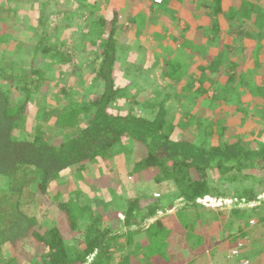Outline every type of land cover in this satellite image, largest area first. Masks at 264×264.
<instances>
[{"label": "trees", "instance_id": "16d2710c", "mask_svg": "<svg viewBox=\"0 0 264 264\" xmlns=\"http://www.w3.org/2000/svg\"><path fill=\"white\" fill-rule=\"evenodd\" d=\"M115 1L106 0L112 6L111 19L106 20L97 15L90 26V34L95 36L96 54L93 60L90 59L87 71L95 79L86 88L91 90L93 86L100 87L98 95L91 97L90 94L87 101L69 100L51 118V124L38 120L32 135L27 136L25 120L32 94L37 91L45 94L50 92L43 78L49 71L38 68L34 59L41 57L46 60L44 63L51 62L49 66L52 68L58 65L70 68L68 64L73 67V58L56 45L43 44L42 38L29 46L30 52L24 42L19 41L12 51L13 59L9 62L11 77L0 73V264H19L16 257H8L4 252L9 248L17 250L18 242L28 236H32L42 250L36 264H185L183 254L185 256L186 253L177 249L178 246H188L193 254H204L205 246H211L204 242L208 236L209 219L215 221L216 229L234 220L236 223H232L238 225L237 230L228 223L226 228H230V231L226 229L227 232H223L227 239L233 240L243 236L240 232L249 224H244L248 217L244 210L214 212L204 209L199 212L189 208L218 207L220 200H224L221 198L227 196L220 190L221 185L238 183L240 187L233 198L239 202H256L264 194V189L255 190L254 187L243 185L249 179L257 181L258 177L264 176V145L249 148L241 141L242 138L246 139L245 135L230 138L226 134V126H222L223 131L217 135H214L216 132L213 127L206 128V134L212 135L210 143L196 145L190 139L175 138L176 124L168 119L163 100L153 117L133 112L138 102L127 99L125 87L117 88L114 83L117 61L115 37L119 28L130 29L140 14L130 12L129 17L120 20V13L126 8H116L113 4ZM147 1H150L148 8L151 12L154 11L152 7H158L159 4L165 6L166 10V5L173 2ZM185 1H188L187 4H184ZM227 1L226 11L224 0H206L201 5L207 21L204 27L202 23L198 24L195 17L200 7L189 0L174 1L175 6L179 2L183 3L186 9L182 12H189L188 17H179L181 12L172 15L177 25L179 21L184 23L181 31L185 35L176 36L175 41L195 39L201 30L204 33L207 30L216 33L224 12H232L245 25L249 22L257 28V32L253 33L254 41H263V45L256 47L250 42L242 61L248 59L252 65L258 66L261 58L264 59V13L256 11L254 0ZM83 6L85 9L90 8L87 4ZM174 7L170 6L171 13L179 10ZM223 19L230 21L231 17L223 16ZM4 20L3 15H0V21ZM40 22L42 19L37 20V23ZM6 26L2 31L5 36L10 33L11 23ZM213 39L218 40L215 37ZM181 44L186 52H193L187 42ZM81 48L84 50V47ZM221 53L217 52L218 55ZM24 57L28 60L26 64ZM217 63L213 61L200 70L213 73L218 69ZM166 64L167 71L164 72L172 82H178L183 74L187 76L189 91L195 77L185 72V64ZM230 71L228 68L226 75ZM199 81L201 83L204 80ZM201 90V94L204 93L205 89ZM15 96L16 100L12 98ZM126 101L130 105L127 112L116 111ZM129 145L134 158L126 169L131 179L135 180L141 172H155L157 181L165 180L179 194L177 199L181 209L158 219L147 228L143 226L146 219L157 211H167L169 203L173 205L172 201L144 196L128 201L127 208L119 211L115 209L112 199L105 207L99 208L89 201L84 192L86 186L81 183L85 178L90 180V177L95 178L98 174L106 175L118 165L125 164L128 155L125 147ZM69 173H77L79 182L74 185V189L69 182L56 194L55 208L62 213L60 220L50 218L44 208L39 213L48 219L41 222L22 211L24 204L34 202L39 196L50 197L51 192L54 193L58 187L57 181ZM252 210L260 211L256 206ZM111 211L115 212L114 215L110 214V219L116 216L124 232L113 234L108 226L107 216ZM116 240L118 242L114 245ZM169 244L171 246L167 247ZM238 245L236 243L229 254L240 249ZM260 252L262 254L263 249Z\"/></svg>", "mask_w": 264, "mask_h": 264}, {"label": "rangeland", "instance_id": "374dc122", "mask_svg": "<svg viewBox=\"0 0 264 264\" xmlns=\"http://www.w3.org/2000/svg\"><path fill=\"white\" fill-rule=\"evenodd\" d=\"M189 1L191 4L200 7L195 17L198 24L202 23L204 27L207 21L201 5L206 0ZM187 2L185 1L184 4ZM226 2L228 1L224 0V11H226ZM254 2L257 6L256 11L264 13L262 6L264 1L254 0ZM148 3L150 1L147 0H117L113 3L116 8H126L120 13V20L122 17H129L130 12L135 15L140 14L130 29L120 30L119 28L115 37L117 61L114 67V83L117 88L125 87L127 99L138 102L133 112L144 117H153L160 105L159 103L163 100L165 101L163 106L168 111V119L171 123L176 124L173 134L175 138L190 139L196 145L210 143L212 135L206 134V128L213 127L216 132L214 135H217L223 131L222 126H226V134L230 135V138L245 135L246 139L242 138L241 141L247 147L263 146L264 59L261 58V64L258 66L252 65V61L248 59L245 62L241 59L242 56L246 55L250 42L254 43L256 47H260L261 44L259 42L255 44L256 41H251L253 35H251V29L247 27L248 25L244 26L246 28L244 32L237 33L239 17L232 12H227L224 14L231 17V20L224 21L220 27L233 26L235 33H232L231 36L218 32L214 33L211 30L204 33L201 30L195 39H184L177 42L175 41L176 36L185 35L181 31L184 23L179 21L177 25L176 18L172 19V15L181 12L179 17L189 16L188 11L182 12L186 9L183 7V3L179 2L175 6L171 2V7L179 8L178 11L172 13H169L171 10L165 11L166 7L161 4L158 7H152L154 11L151 12ZM83 4L89 5L90 8L85 9ZM92 5L93 8H91ZM167 9H171L170 6H167ZM0 15H3L5 19L0 21V73L5 77H11L9 62L13 59L12 51L15 50V45L19 41L24 42V46L30 52L29 46L42 38L43 44L63 47V51L73 58V67L68 64L70 68L63 66L62 68L59 65L52 68L49 66L51 62L44 63L46 60L41 57L34 59L38 68H46V71H49L44 74L43 78L47 81L44 85L48 86L50 92L45 94L43 91H37L32 94L28 102L25 120L27 136L32 135L38 120H44L51 124V118L55 117L69 100L87 101L90 94H92L91 97L98 95L101 91L100 87L95 88L93 86L91 90L89 87L86 88V85L94 83L95 79V76L89 75L87 71L91 63L90 59L93 60L92 57L96 54L95 36L90 34V26L97 15L106 20L111 19L112 6L106 0H1ZM38 19H42V22L37 23ZM8 23H11L10 33L5 36L2 31ZM66 27L67 29H64ZM213 37L220 40L214 41ZM182 42H187L188 46L191 45L193 53L186 52ZM80 46L84 47V50ZM218 50L222 51L219 58L222 68L219 74H216L217 76L212 79L207 74L203 75L200 68L204 64V54H208V58H215L213 53ZM157 55L160 56L161 61ZM24 59L26 64L28 60L25 57ZM168 62L185 64V72L194 74L193 77L195 76L199 80L205 79L201 76L206 77L204 93L201 94V91L196 90L199 88L198 81L194 83L193 89L189 92L190 82L187 81V76L184 74L178 83L170 86V81L162 75V71H167L166 63ZM228 62L235 65L232 67L235 72L226 75L225 68H227ZM228 78L230 79L228 80ZM15 85L17 84L15 83ZM17 96L12 98L16 100ZM129 107L130 105L126 101L118 109L124 113ZM54 132L57 131L54 130ZM125 148L128 153L132 150L130 145ZM129 176L125 174L121 165L106 175L100 176L98 174L95 178L90 177V180L85 178L81 183L86 186L84 192L88 198L93 202L97 201L99 208H102L104 204V201L100 199L103 193H106V198L114 200L118 210H125L127 200L138 197L141 190H146L152 197L172 201L173 205L169 203V209L172 213L181 209L176 188L165 180L157 181L155 176L145 178L147 183L133 192V189H129L132 186V179ZM258 178L257 181L249 179L241 184L254 187L255 190L264 189V176ZM69 182L74 189V185L79 182L77 173H69L61 177L57 181L58 187L54 193L51 192L50 197L39 196L34 202L24 204L21 207L22 211L28 216L36 217L41 222L48 219L39 213V210L44 208L50 218L60 220L62 213L55 208L58 197L56 194H59L61 187L64 188ZM239 187L238 183L227 184V186L221 185L220 190L224 191L227 196L221 198L224 200H220L221 204L218 207L214 205L200 206L201 208L196 207L189 210L198 211V209H202L201 211H203L205 209L219 212L235 209L232 208V204L228 205L227 201L233 199V195ZM261 195L257 200L259 202H256L257 206L252 202L253 206L251 207L235 209L244 210L248 213L244 224H249L244 226L243 232H240L243 236H240L239 239H227L226 234H223V232H227L226 229L230 231V228H226L229 226L228 223H231L230 226L237 230L238 225L232 223L234 220H230L226 225L223 224L219 229H216L215 221L209 219L206 242L211 246L205 249V254L202 252L192 254L193 259H197L196 264H243L244 262L257 264V262L262 261L264 254V197ZM40 201H42L41 204ZM254 206L259 207L260 211L252 210ZM114 212L111 211L107 218L109 219L108 226L112 229L113 234H116L117 224H113L112 219H110V214L114 215ZM112 218L116 220V216H112ZM212 239L214 240L212 241ZM117 242L118 240L114 245ZM236 243L241 245L240 249H237L236 255L231 256L229 251ZM177 249L188 252L191 248L179 245ZM261 249H263L262 254ZM4 253L8 257H16L19 264H36L37 258L42 255V250L34 238L28 236L18 242L17 250L9 248ZM211 255L212 258H210ZM189 260L187 258L183 263L187 264L186 262Z\"/></svg>", "mask_w": 264, "mask_h": 264}, {"label": "crops", "instance_id": "0c3cea01", "mask_svg": "<svg viewBox=\"0 0 264 264\" xmlns=\"http://www.w3.org/2000/svg\"><path fill=\"white\" fill-rule=\"evenodd\" d=\"M172 3H174L175 4V2L173 1ZM166 6H171L170 4L168 5H166ZM167 11H169V10H171V9H166ZM165 10V11H166ZM169 13H171V12H169ZM225 13V12H224ZM171 16V15H170ZM223 16H225V17H228V18H230L228 15H226V14H223L222 15V17H221V22L219 23V28H218V33H221V34H225V35H229V33L231 34V33H235V30H234V27L233 26H231V27H220L222 24H223V22L225 21L226 22V20H224L223 19ZM237 23H238V26L239 27H237V33H242V32H244V30L246 29L244 26H245V23H242L241 22V20H237ZM246 25H248L247 27H249L250 29H251V35H253V33H255V31L257 32V28H255L251 23H249L248 22V24H246ZM63 26H68V25H63ZM69 28V27H68ZM64 29H67V27L66 28H64ZM139 32H142V31H140L139 30ZM229 32V33H228ZM96 33H99L97 30H96ZM226 33H228V34H226ZM262 33H264V29H263V31H262ZM218 40H220L219 38H218ZM252 42L254 41V38H253V36H252V40H251ZM257 42H259V43H263V41H256L255 42V44L257 43ZM81 47V46H80ZM58 48H60V49H63V47H60V46H58ZM76 48H78V47H76ZM76 48H74V49H76ZM73 49V50H74ZM218 51H221V50H218ZM217 51V52H218ZM217 52H215V53H213L214 55H215V58L214 57H212V58H208V54H204V57H203V59H204V64L202 65V67H201V69L203 68V67H206L207 65H209V64H211L213 61H217L218 63H217V70L215 71V72H213V73H205L204 72V70L202 71L203 72V75H205V74H207V76H209V77H211L212 79H214V77H216L218 74H219V72H220V69L222 68V64H221V62L219 61V58L221 57V55H218L217 54ZM193 53V52H192ZM158 57H159V59H160V56L159 55H157ZM197 56H198V54H197ZM227 56H228V54H227ZM242 59V58H241ZM160 61H161V59H160ZM207 62H208V64H207ZM171 63V62H170ZM163 64H164V61H163ZM233 66H235V65H233V63H231V62H228V64H227V68H225V70H227L228 68H230L231 69V71L228 73V74H231L232 72H233ZM235 72V71H234ZM88 73H89V71H88ZM226 73V72H225ZM217 74V75H216ZM162 75L166 78V79H168V81H170V86L171 85H173V84H175V83H178V82H172L171 81V78L170 77H167V75H165V72L164 71H162ZM192 75H194V74H192ZM195 77V76H194ZM202 78H205L204 79V81L203 82H201L200 83V81H199V79H197V78H194L193 80H192V87H191V89H193V87H194V83L196 82V81H198L199 82V88L198 89H196V90H199V91H202L201 89H206V77H204V76H201ZM230 78H228V80H229ZM201 81L203 80V79H200ZM210 82L212 81V80H209ZM121 88H123V87H121ZM190 89V90H191ZM190 90H189V92H190ZM165 98H167V97H165ZM164 98V99H165ZM116 109V108H115ZM116 111H118V112H120V110L119 109H116ZM168 112V111H167ZM133 155V153H132V150H131V152L130 153H128V155L126 156L127 157V160H125V164H120V165H118L117 167H120L121 165L123 166V171L125 172V174L126 175H131V174H128V171L129 170H127L126 169V166H128V164L131 162V160H132V157L134 158V156H132ZM125 157V158H126ZM116 167V168H117ZM114 171V170H113ZM135 174V173H134ZM134 174H132L133 176H134ZM155 176V172H141V173H138L137 175H136V178H135V180L134 179H132V186L131 187H129V189H133V192L136 190V189H139L140 187H142L141 185H143V184H146L147 182H145V178H152V177H154ZM134 182V183H133ZM145 191V192H144ZM144 191H142L141 190V192L139 193V196L138 197H136V198H132V199H129V200H127V202L126 203H128V201H130V200H133V199H137V198H140V197H151L152 195H149L147 192H146V190H144ZM177 191V190H176ZM136 192V191H135ZM135 195V194H134ZM106 196V193H103V195L101 196V200L102 201H104L103 203V207H105L107 204H108V202L110 201V199H108V198H106L105 197ZM105 200H104V199ZM89 201L91 202V203H94V204H96V206L98 205L97 203V201H92L91 199H89ZM141 201V200H140ZM198 208H201L200 206H197ZM194 208V207H193ZM196 208V207H195ZM116 210H118V208L116 207L115 208ZM190 209V208H189ZM115 210V211H116ZM201 210L202 209H198V211L199 212H201ZM119 211H121V210H119ZM196 211V210H195ZM110 213V212H109ZM173 213L171 212V210L169 209V207H168V210L167 211H157L155 214H153L151 217H149V218H147L146 219V221L144 222V224H143V226L144 227H148V226H150L151 224H153V223H155L158 219H160V218H163V217H167V216H170V215H172ZM112 219V221H113V224H117L116 226L118 227V229H116V234H120V233H122V232H124V231H122L121 230V226H120V222L118 221V219L116 218V220L115 219H113V218H111ZM145 228V229H146ZM211 238V237H210ZM210 238H208V239H210ZM205 243H206V240L204 241ZM205 245V244H204ZM169 246H171L170 244L167 246V247H169ZM205 249H206V246H205ZM183 253V252H182ZM184 253H186L185 254V256H184V254H183V262L184 261H186L187 260V258H189L190 260L189 261H187L186 263L187 264H196L197 263V259H193V253L192 252H184ZM187 254H191V255H187ZM205 254V253H204ZM210 258H212V255H211V257ZM194 262V263H193ZM214 262V261H213ZM232 264H234V263H232ZM257 264H264V255H263V259H262V261L261 262H257Z\"/></svg>", "mask_w": 264, "mask_h": 264}, {"label": "built area", "instance_id": "2783aa9c", "mask_svg": "<svg viewBox=\"0 0 264 264\" xmlns=\"http://www.w3.org/2000/svg\"><path fill=\"white\" fill-rule=\"evenodd\" d=\"M162 0H156V2H161ZM260 198V196L258 197V199ZM228 205L232 204V208H235V209H242V208H246V207H251L253 206V203H255L256 205V202H259V201H256V202H245V201H241L239 202L237 199H230L229 201H227ZM257 206V205H256ZM241 245L239 244L238 247H240ZM239 250V249H238ZM237 254V249L236 250H233L231 251V256L233 255H236ZM243 264H247L246 262H244Z\"/></svg>", "mask_w": 264, "mask_h": 264}]
</instances>
